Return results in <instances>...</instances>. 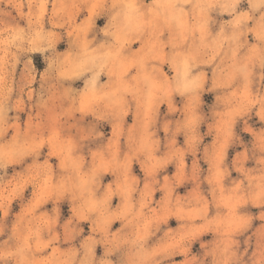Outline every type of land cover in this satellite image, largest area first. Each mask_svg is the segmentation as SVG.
<instances>
[{
  "label": "clouds",
  "instance_id": "clouds-1",
  "mask_svg": "<svg viewBox=\"0 0 264 264\" xmlns=\"http://www.w3.org/2000/svg\"><path fill=\"white\" fill-rule=\"evenodd\" d=\"M0 264H264V0H0Z\"/></svg>",
  "mask_w": 264,
  "mask_h": 264
}]
</instances>
